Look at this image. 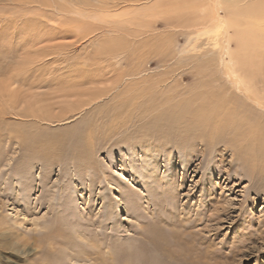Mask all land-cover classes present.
Returning <instances> with one entry per match:
<instances>
[{
    "label": "rangeland",
    "instance_id": "1",
    "mask_svg": "<svg viewBox=\"0 0 264 264\" xmlns=\"http://www.w3.org/2000/svg\"><path fill=\"white\" fill-rule=\"evenodd\" d=\"M130 1L0 0V264H264V168L181 141L168 116L190 94L245 87L233 31L248 25L223 1L145 15L156 0ZM224 28L235 78L221 63ZM251 68L264 97V64ZM181 230L188 256L172 241Z\"/></svg>",
    "mask_w": 264,
    "mask_h": 264
},
{
    "label": "bare ground",
    "instance_id": "2",
    "mask_svg": "<svg viewBox=\"0 0 264 264\" xmlns=\"http://www.w3.org/2000/svg\"><path fill=\"white\" fill-rule=\"evenodd\" d=\"M133 1L136 2L137 0H131L130 2H133ZM172 1H179V0H156V2L154 4H152V5L150 4L149 6H145V7L141 8L142 10L135 12V14L136 15H139V14L145 15V14H147L146 12H148V10L155 9L158 6L160 7V6L168 4L169 2H172ZM219 1H223L228 5V6L226 5L228 7V13L227 14H229L230 16L235 15L234 17H235L236 23L232 22L233 25L234 24L243 25V24H245V22H246V25H248V27H246L247 29L243 32L235 33L236 30L232 29V30H234L233 33L235 34V36L237 37V35H238V37H239L238 38V43H239L238 48L241 51L243 50V52H245L246 56H247L246 62L243 59L242 63H245L248 65V67H250V68L247 67L245 69L241 68V67L238 68V70H240V71L243 70L245 73H247V74H245V76L242 75L243 76L242 78L245 81V83H244L245 87L239 86L237 80L236 81L230 80L231 83L230 82L229 83L232 85L233 89L231 87L230 88L229 87L220 88V91H218L216 94H218L219 95L218 97H220L221 99L216 97V96H210L209 94H207L208 96L205 95V97L209 98V99L212 97L216 98V99H214L215 101L214 100H211L212 102L207 101L208 103L205 102L206 98H205V100L202 98V96H203L202 94H199V93L190 94V95H188V97L183 98L185 100L183 103L179 102L180 104H177V103L176 104H170L168 106V116H170V114H171L172 117H174V120L172 119L173 120L172 121L173 122V129L179 130L177 134L180 135L178 137H180L181 141L186 137L192 136L196 139L194 142H192L195 144L204 145L206 143H215L216 145H219V146L223 145L225 150H229V151L237 153L239 155L241 154V153H239V150H240L242 152L247 153L252 164L255 163V165H252V166H257L258 168L259 167L264 168V164H263L264 163V97L260 94V92H257L255 90V88H252V86L250 85L251 81L249 80V78L251 80H254L253 75L250 72H255V73L257 72L255 70V68L252 69L251 67H253L255 65L264 64V54H263L264 52H261L260 50H258V45H256V42H254V40H253L255 38L257 39V35L254 38V35L251 33V31H249L252 29L253 30L256 29L257 30L256 33H258V36L261 35L260 36L261 38L264 37V1L263 0H215L216 3H219ZM98 2L101 4L106 3L105 0H98ZM182 2H184V1H182ZM38 3L40 6L43 4L40 2H38ZM98 5L101 6L100 4H98ZM98 5H97V7H98ZM176 5H177V3H176ZM180 5H182V4H180ZM94 6H96V5H94ZM103 7H105V4H103ZM92 9H93V7H92ZM58 12H59V10H58ZM216 18H218L219 20L217 21ZM208 19H209L208 20L209 22L214 21L215 22V23L213 22L214 24H222L223 23V21L214 13H213V16L208 18ZM58 20H59V18L57 19V22H58ZM193 20H194V17H193ZM203 20H204L203 23H205V21H207L206 19H203ZM99 21H102V19H100ZM77 23L78 24L76 27L78 29H81L86 34L92 30L90 23L80 22L78 20H77ZM73 24H74V22H73ZM114 24H115L114 26H116L117 23L115 22ZM61 25H62V28H61V30L59 29V31L61 33H62V31H67L66 29H68V28H66V26H65L67 24L64 23V25L63 24H61ZM68 25H70V23H68ZM57 26H58V24L55 25V27H57ZM123 26L124 25L121 24L120 29L123 28ZM100 27H101V25H100ZM113 28L116 31L117 28H115V27H113ZM120 29H117V30H120ZM223 33H224V42L225 43L223 44V50L224 51H223V54L221 55V63H222V67L225 68V73L227 74V78L228 77H234L232 70H231V74H229L231 68L226 65L225 60L223 59L224 54L229 55V52H228L229 47H230L229 42L231 41L227 35L229 32L227 31L226 28H224ZM256 33H254V34H256ZM250 34H252V35H250ZM102 43H103L102 46L103 47L105 46L104 48H108L113 44L112 41H110V39H105V40H103ZM233 55H234V58L237 59L236 54L234 53ZM249 69H252V70H249ZM234 89H235V92H234ZM230 90L233 91V92H231L232 95L229 94ZM134 91H136L135 87H134V89H131V92H134ZM236 92H237V94H235ZM205 93H208V92H205ZM217 98H218V101H217ZM249 100L252 101L253 106L256 107L257 110H255V111H258L255 114V116L249 115L248 112L246 113L247 108H250L249 107V105H250ZM243 107H245V108H243ZM255 111H253V112H255ZM187 131H190V132H193V133L199 134V135H198V137H195L196 135H191L192 133H190V135L185 134V132H187ZM175 134H176V132H175ZM255 142H256V146L253 145ZM253 147H254V149H252ZM252 153L255 154L254 158H256L255 159L256 162L254 161ZM221 157H223V156H221ZM243 159H245V158H243ZM260 172H261V170H260ZM211 200H212V198H211ZM215 207H217L216 211L219 208H221L220 205L218 208V204ZM222 208H221L222 212H224V210H226V211L228 210L225 207H222ZM187 233L188 232H186L185 230H181V231H179V232L177 231L175 234H173V240H172L173 244H178V246L184 248L185 247L184 244L192 243V241H191V234L192 233L191 234H190V232H189V234H187ZM187 247H188V249L185 252H186V255L188 256L187 253L190 252V249H192V247H189V245ZM187 247H185V248H187ZM182 257H183V255H182ZM189 263L193 264V262H189ZM194 264H197V263L194 262Z\"/></svg>",
    "mask_w": 264,
    "mask_h": 264
}]
</instances>
